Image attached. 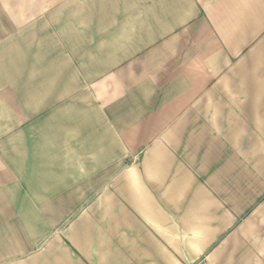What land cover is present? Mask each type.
Instances as JSON below:
<instances>
[{
    "label": "crops",
    "instance_id": "0c3cea01",
    "mask_svg": "<svg viewBox=\"0 0 264 264\" xmlns=\"http://www.w3.org/2000/svg\"><path fill=\"white\" fill-rule=\"evenodd\" d=\"M0 264H264V0H0Z\"/></svg>",
    "mask_w": 264,
    "mask_h": 264
}]
</instances>
